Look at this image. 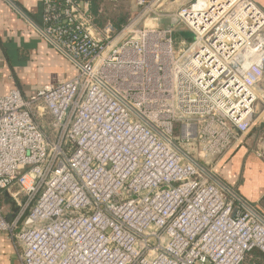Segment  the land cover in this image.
<instances>
[{
  "label": "built area",
  "instance_id": "2783aa9c",
  "mask_svg": "<svg viewBox=\"0 0 264 264\" xmlns=\"http://www.w3.org/2000/svg\"><path fill=\"white\" fill-rule=\"evenodd\" d=\"M134 1L117 26L92 0H42L39 32L76 73L0 93V232L23 264H247L264 254V196L214 167L264 102V10ZM178 25L193 38L176 51ZM255 141L264 163V129Z\"/></svg>",
  "mask_w": 264,
  "mask_h": 264
},
{
  "label": "crops",
  "instance_id": "0c3cea01",
  "mask_svg": "<svg viewBox=\"0 0 264 264\" xmlns=\"http://www.w3.org/2000/svg\"><path fill=\"white\" fill-rule=\"evenodd\" d=\"M253 1L264 10V0ZM92 2L95 13L117 26L125 22L129 12L135 13L134 0ZM41 24L42 0H0L1 94L19 88L25 95H31L45 84L69 79L76 73V67L68 58L39 32ZM257 89L264 92V80ZM260 105L261 113L245 138L247 143L236 145L220 161V166L223 165L220 176L251 202H258L264 196V163L251 151L256 146V136L264 129V102ZM250 139L252 143H249ZM234 184H238L237 188ZM1 198L4 215L12 219L14 206L10 195L4 193ZM260 203L264 209V200ZM22 250L20 241L11 238L7 232H0V264H23Z\"/></svg>",
  "mask_w": 264,
  "mask_h": 264
},
{
  "label": "rangeland",
  "instance_id": "374dc122",
  "mask_svg": "<svg viewBox=\"0 0 264 264\" xmlns=\"http://www.w3.org/2000/svg\"><path fill=\"white\" fill-rule=\"evenodd\" d=\"M194 0H177V3H173L176 7H179V5L181 4H186V5H190ZM178 4V5H177ZM128 16H126L127 18ZM171 22L168 21V18H164L161 22V25L163 26H172L170 24ZM181 29H180V25L178 26H175L174 27V35H173V40H174V49L176 51H178L180 48H186L188 47V45H190L191 43V40H188L185 36H183L181 34ZM185 40V44L182 43V41ZM262 108H261V105L259 107V113H261ZM263 112V111H262ZM179 130L178 128L175 130V139L178 140L179 139ZM252 143V139H250L249 143ZM226 158V157H225ZM226 164V163H225ZM243 167H245V162L243 164ZM215 170L218 172V174L220 175L221 174V170H223V165L220 166V163L216 166L215 165ZM222 175V174H221ZM222 177V176H221ZM240 179L243 177L242 174L239 176ZM226 181H228L227 179H225ZM237 185L238 184H234L233 186L237 188ZM224 195H225V192H224ZM247 264H252V261H249L248 260V263Z\"/></svg>",
  "mask_w": 264,
  "mask_h": 264
},
{
  "label": "trees",
  "instance_id": "16d2710c",
  "mask_svg": "<svg viewBox=\"0 0 264 264\" xmlns=\"http://www.w3.org/2000/svg\"><path fill=\"white\" fill-rule=\"evenodd\" d=\"M92 9L95 11V8L93 7V2H92ZM253 259L251 260L252 262L255 261L258 264H264V254L259 251V250H254L253 252Z\"/></svg>",
  "mask_w": 264,
  "mask_h": 264
},
{
  "label": "water",
  "instance_id": "95a60500",
  "mask_svg": "<svg viewBox=\"0 0 264 264\" xmlns=\"http://www.w3.org/2000/svg\"><path fill=\"white\" fill-rule=\"evenodd\" d=\"M169 22H171L170 24L171 25H174L177 23V20L176 19H168ZM181 34L183 36H185L188 40H192L193 38V34L191 32H188V31H182Z\"/></svg>",
  "mask_w": 264,
  "mask_h": 264
}]
</instances>
